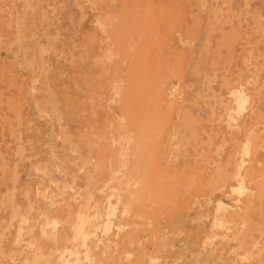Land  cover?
<instances>
[{"label":"rangeland","instance_id":"obj_1","mask_svg":"<svg viewBox=\"0 0 264 264\" xmlns=\"http://www.w3.org/2000/svg\"><path fill=\"white\" fill-rule=\"evenodd\" d=\"M61 1L27 10L23 0H0L1 203L15 165L18 200H42L44 177L29 173L57 163L52 148L64 141L52 145L50 135L76 119L68 131L86 158L73 163L68 153L61 164L90 190L74 203L98 247L94 264L116 251L127 255L122 264H264V0L83 2L74 32L58 20L68 12ZM251 9L258 23L248 21ZM18 14L27 39L16 55ZM59 32L57 50L42 56L39 44ZM64 34L77 43L74 58ZM48 101L61 123L32 117ZM98 162L104 169L93 171ZM9 214L0 209L8 254L0 260L23 264L26 224L9 226ZM46 245L49 261L55 244Z\"/></svg>","mask_w":264,"mask_h":264},{"label":"bare ground","instance_id":"obj_2","mask_svg":"<svg viewBox=\"0 0 264 264\" xmlns=\"http://www.w3.org/2000/svg\"><path fill=\"white\" fill-rule=\"evenodd\" d=\"M23 1H25V3L28 5L27 10L29 8H32L34 10L36 9V7H38L36 5L37 0ZM95 1L96 0H62V4H60V6H65L66 8H68V12L63 15L62 13H58V20L64 22L66 20L71 21L73 25L71 30L73 32L76 31L75 27H77L78 22L84 17L82 11L79 12V10L84 7L82 6L83 2L91 4ZM114 1L118 2L119 0ZM249 1L250 0H247L246 5L248 8L251 7ZM70 4H72V6H70ZM70 10L71 12H69ZM220 11L221 9H216L215 11H213V16H217V13H219ZM249 14L250 17L248 21L250 22V24L259 22L260 14L258 11L252 10L249 11ZM43 16L45 17V20L50 19L48 11H44ZM16 18H18V26H16L17 32L15 34L16 43L12 46V48L14 49H11V51L13 52L16 49L14 54L16 53L17 55L18 52L19 55V51L22 50L21 43H23L27 39V31H24L22 28V15L18 14V17ZM61 24L64 25L66 23ZM44 34L46 35L47 33L45 32ZM62 35L63 33L59 32L54 37L50 38L47 43L39 44V51H41L42 56L57 50L59 43L58 41L60 40L59 36ZM64 35L66 37L68 36L64 44L65 49H68L70 47L68 55L74 58L76 54L75 51L77 49V43L73 38L70 39L71 36H69V34ZM208 40L209 39H207V41ZM73 60L74 59H72L71 61ZM45 65L49 68L51 66L50 64ZM90 65L96 66L97 64H95V62H91ZM47 103V105L44 102L38 103L41 114L43 116L47 115L51 117L53 122H55L56 120L58 123H61L63 118L59 114L57 108L51 107L49 105V101ZM247 103L248 100L246 98H242L238 107L240 113H242L246 109ZM47 106L49 107L48 109ZM77 122L78 121L76 119H70L66 123V125L64 124L61 126L63 129L62 133H60L59 135H50V142L52 143V145H55V143H58L60 140L64 141L63 147L61 146L62 148H59V150H55V148H52V157L57 163H38L35 166V171L29 173L30 178L32 177V175H34V173L35 175H41L42 178L44 177L45 181H40L43 187L38 188L40 196L42 195V200L37 203L35 202L34 204H32V202L26 204L21 203L20 200H18V195L20 193L19 183L21 180L19 166L15 165V167L11 170V180L14 186L9 187L6 193V197L8 200L7 203H1L2 201H4L3 199L0 201L2 205L0 206V209L9 210V216L11 217L8 224L9 226L19 223L21 219H23L26 224L25 230L27 235V243L24 251L18 252L19 255L21 254L20 257L24 259L23 264H94L93 249H96L98 247L90 244V235L87 229L84 228L85 224L87 223V219H85L81 215H77L74 203L79 202L82 199H87L90 195V190H84V188H82L80 185L78 188V183L73 180V176H79L78 174L80 172L78 173L72 167H68V165L61 164V160H65L68 153L70 155L71 162L73 161V159L75 160L73 161V163H76V161H78L77 163H79V161H83V159L86 158V155H84L85 152L81 148L83 142L76 138L78 132H75V135L74 132L71 131V133H69L68 131L69 129H78L76 126ZM98 137H101L99 133ZM23 150L24 149L21 148V151L19 152L20 155H23ZM71 155H78V157L71 158ZM90 167L93 171H102L104 169L102 162H98L97 164ZM85 168L86 165L80 166V169L85 170ZM69 177H71L72 180H69ZM46 179L48 180L46 181ZM27 188L28 187L25 188L26 196H28L30 193V190ZM65 205L68 206V208H66L67 210H64V207H66ZM4 231L5 230H0V241L4 236ZM70 242L75 243L76 245H71ZM47 243L56 245H54L53 247V249L55 248V250H53V259H50L49 261H46V258L51 255V252H46L48 251L46 245ZM2 247L3 246L0 244V259H3L4 257L6 258V255H8L6 254L5 248L2 249ZM120 248L122 249L123 247L121 246ZM126 258V254L116 251L111 257L112 262L105 260L104 264H109V262H111V264H116L117 259H119V262L122 264L125 263ZM44 261H46V263ZM203 261H197L195 264H204ZM0 264L5 263L0 260ZM12 264H17V262Z\"/></svg>","mask_w":264,"mask_h":264},{"label":"crops","instance_id":"obj_3","mask_svg":"<svg viewBox=\"0 0 264 264\" xmlns=\"http://www.w3.org/2000/svg\"><path fill=\"white\" fill-rule=\"evenodd\" d=\"M32 100H34L33 97H32ZM33 105H34V103H33ZM32 110L34 111V106H33ZM38 112H39V111H38ZM31 114H32V117H34V118H36V119H38V118H37V115H38L39 117H41V113H40V112H39L38 114H35V113H31Z\"/></svg>","mask_w":264,"mask_h":264}]
</instances>
